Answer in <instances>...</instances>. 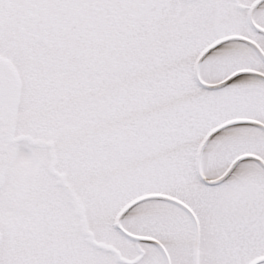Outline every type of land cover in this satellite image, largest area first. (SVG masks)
Here are the masks:
<instances>
[{
    "label": "snow or ice",
    "instance_id": "obj_1",
    "mask_svg": "<svg viewBox=\"0 0 264 264\" xmlns=\"http://www.w3.org/2000/svg\"><path fill=\"white\" fill-rule=\"evenodd\" d=\"M0 264H264V0H0Z\"/></svg>",
    "mask_w": 264,
    "mask_h": 264
}]
</instances>
